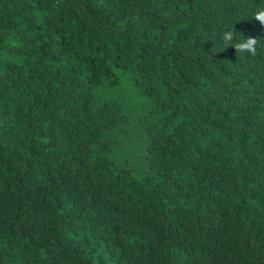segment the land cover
Here are the masks:
<instances>
[{
  "label": "trees",
  "instance_id": "16d2710c",
  "mask_svg": "<svg viewBox=\"0 0 264 264\" xmlns=\"http://www.w3.org/2000/svg\"><path fill=\"white\" fill-rule=\"evenodd\" d=\"M260 11L0 0V264H264Z\"/></svg>",
  "mask_w": 264,
  "mask_h": 264
},
{
  "label": "clouds",
  "instance_id": "9594fccd",
  "mask_svg": "<svg viewBox=\"0 0 264 264\" xmlns=\"http://www.w3.org/2000/svg\"><path fill=\"white\" fill-rule=\"evenodd\" d=\"M256 20L259 21L262 25H264V11H260L258 13H256L255 16ZM229 34H226V38L227 36H229ZM257 44V41L253 38H247L246 42H243L239 45V47L241 49H247L249 53H252L254 51V45Z\"/></svg>",
  "mask_w": 264,
  "mask_h": 264
}]
</instances>
